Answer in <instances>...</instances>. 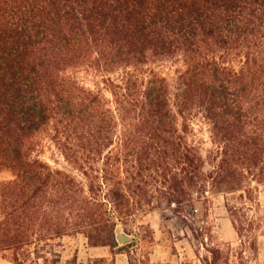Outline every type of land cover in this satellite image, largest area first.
<instances>
[{"label": "trees", "instance_id": "trees-1", "mask_svg": "<svg viewBox=\"0 0 264 264\" xmlns=\"http://www.w3.org/2000/svg\"><path fill=\"white\" fill-rule=\"evenodd\" d=\"M178 59L171 81L151 68ZM44 131L68 169L34 157ZM0 165L11 264H56L36 246L75 235L135 264L118 226L250 194L264 185V0H0Z\"/></svg>", "mask_w": 264, "mask_h": 264}, {"label": "rangeland", "instance_id": "rangeland-1", "mask_svg": "<svg viewBox=\"0 0 264 264\" xmlns=\"http://www.w3.org/2000/svg\"><path fill=\"white\" fill-rule=\"evenodd\" d=\"M151 68L171 81L175 71L183 68V62L180 59L160 62ZM79 80L86 87L94 88L98 78L82 73ZM191 124L192 139L205 154L212 148L209 127L198 119H193ZM34 157L54 168L68 169L48 131L38 135ZM12 179L11 171L0 165V183ZM251 189L250 194L213 195L207 210L196 204V211L186 208L181 215L173 214L170 209L147 213L126 229L118 226L115 233L123 230L135 239L124 245L116 244L118 247L130 246L135 264L140 261L149 264H207L211 249L221 253L218 264H264V185L253 184ZM36 247L40 256L48 260L56 258V264H95L94 261L101 258L108 263L128 264L127 254L113 255L118 251L109 246L90 247L82 235L64 237L53 246ZM34 261L44 264L43 259H36L35 254L27 264H35ZM0 264H11L6 253H0Z\"/></svg>", "mask_w": 264, "mask_h": 264}, {"label": "water", "instance_id": "water-1", "mask_svg": "<svg viewBox=\"0 0 264 264\" xmlns=\"http://www.w3.org/2000/svg\"><path fill=\"white\" fill-rule=\"evenodd\" d=\"M134 239H135V237L127 234L123 230H118L115 233V240H116L117 244H119V245H124V244L130 243Z\"/></svg>", "mask_w": 264, "mask_h": 264}]
</instances>
